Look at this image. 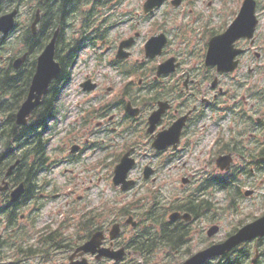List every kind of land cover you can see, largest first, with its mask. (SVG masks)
Listing matches in <instances>:
<instances>
[{"label": "flooded vegetation", "instance_id": "1", "mask_svg": "<svg viewBox=\"0 0 264 264\" xmlns=\"http://www.w3.org/2000/svg\"><path fill=\"white\" fill-rule=\"evenodd\" d=\"M89 1L90 6L87 7ZM89 1H69L67 4L69 6L80 5L81 13L79 15L72 13L71 15L75 19V25L79 21V26L73 27V23L68 24L67 18L60 17L58 21L59 34L67 36L73 31L70 36L71 40L80 42L81 45L85 41L91 52V57L94 58L93 67L96 69L102 66L106 67L103 59L104 54L100 57L97 56V50L105 46V52L112 56L107 61L109 63L107 65L118 73L117 79L121 80V77H124L125 80L123 82L121 80L122 83L116 82L113 87H104V84L93 75L95 69L92 73L84 75L79 81L76 86L77 92L81 94L80 100L82 98L85 100L79 102L78 106L90 104V108L85 107L80 110L79 115L82 117V125H87L89 128L82 134L76 131L78 127L73 129V142L63 144V150H66L68 156L62 160L58 157L50 158L49 172L53 171L56 166L58 168L76 164L81 161V157L86 151L100 147L99 141H91V138L98 132L103 135L116 133L123 139L127 134L133 135L136 142L126 149L122 146L118 158L130 152L128 154L134 165L131 172L138 169L140 158L149 159V162L140 167V179L143 186L147 184L160 185L166 170L181 169L177 183L182 190H185V193H182V196L168 198L170 208L177 203L178 208L181 209V211L174 212L189 215L187 220H176L169 223L173 227L179 228L174 233L180 238L179 241L175 246L172 245L166 249L155 248L150 252L152 261H142L141 255L137 251L126 249L129 247L126 244L132 238L137 239L146 235L144 230L146 224L137 220L135 214L131 215L135 220L134 226L127 225L125 219H115L112 224L117 223L120 226L121 235L126 234L127 231L129 234L126 239H119L111 243L108 239L111 228L108 209L105 212L104 210L100 212L99 208L90 210L88 222L80 225V233L88 240L94 233L103 232L105 236L101 248L109 246L114 249L125 248L127 254L125 253L123 261L126 264L128 260L133 261L130 258L132 256L133 259L139 256L140 260V262L135 261L132 264H182L196 253L227 240L241 227L252 223L256 217H259L256 216L249 222L246 220L251 217L240 220L228 235L215 241L221 229L218 224L219 220L214 222L218 226H215L214 223L203 225L204 215L208 212L198 209L193 213L188 212L187 199L190 200L196 196L193 191L199 184L205 182L210 187L212 181L215 183L228 179L226 189H219L216 185L208 192L234 190V196L229 197L228 195V197L231 201L230 205L235 204L243 197L255 193V189L244 188L242 190L241 179L246 178L249 182H254L256 173L264 172V46H260V44L264 45V38L260 39L261 32H264V0H251L256 2L255 16L257 19L253 39L243 38L240 25L234 28L232 35H236V38L230 44L233 63L231 66L228 65L225 58L227 52H225L223 36L232 22L238 19L246 0L202 1L204 6L202 5L200 12L197 13L193 9L194 0H164L161 5L154 7L152 13L145 14L142 11L144 20L153 18L155 11L164 6H171L174 11L171 10L174 18L172 20L173 35L172 30L166 29L169 23L166 15L163 21L155 22L153 29L150 30L149 38L162 35L165 39L161 53L155 58H147L145 54L144 45L149 38L142 44L143 58L142 56L141 58L136 57V46L142 37L136 24L128 34L114 41L112 45H108L112 31L121 24L124 16L121 18L120 15L116 22H110V18H116L115 8L112 9L113 12L107 14L104 6H100L101 0ZM136 8L139 9L140 6ZM179 10L184 15L177 14L176 11ZM185 16L186 20L183 24ZM178 20L180 23H177ZM239 21L237 22L239 23ZM246 21L250 22L253 27L254 24L250 19ZM66 41L69 40L61 38V42ZM173 41L175 55L168 54ZM56 45L55 60L60 66L61 75L66 71H71L77 66V63L74 64L73 61L74 65L68 66L66 70L64 63L61 64L57 55L62 60V57L67 54L68 44H66V48H63V45L60 46V42ZM210 51L213 52L212 55ZM26 56L28 57L27 52ZM251 57H254L253 62ZM27 63L26 60L19 65L18 70L23 69ZM10 68L16 70L13 61ZM4 69L6 66L0 63V70ZM142 69L147 71L143 72ZM87 90L91 91L87 92ZM101 103L103 104L100 106ZM60 113H58L59 118ZM75 121H79V119L75 118ZM90 124L94 125V130ZM125 125L128 127L123 128ZM74 146L77 147L76 150H73ZM155 158L159 159L158 164H156ZM221 159L223 161H220ZM191 160L193 163L189 164ZM193 165L197 166L192 168ZM187 169H190L192 173L185 175ZM65 171L69 172L70 170L65 169ZM186 178H188L187 181ZM3 179L4 175L0 176V183ZM36 180L35 183L33 181H30L29 184L24 182L23 206L31 207L39 202L43 206L47 204L46 200L51 201L61 197L59 193L55 196L47 194L46 190L53 183L47 178L44 179V176H40V173L36 176ZM78 181L79 178L76 179L74 188L88 191L92 188L88 184H93L95 181L100 183L102 176L96 177L93 174L89 182L81 180L79 183ZM134 181V186L126 192L127 194L137 188L138 180ZM18 185L19 183L13 187ZM36 198H40V200H35ZM84 199L88 198L81 194L76 197V200L79 201ZM142 200L146 201L144 198ZM151 201L150 205L153 208L147 213L156 212V206L160 202L157 194ZM144 221H148V219L144 217ZM27 222L30 224L29 221ZM70 222L71 216L63 218L59 223ZM66 224L61 227L65 233L68 228ZM59 225L56 222L44 226V233L39 236L38 241L41 243L47 240L55 247H62L50 255L68 253L66 263H60L68 264L70 255L78 246V241L74 242L69 237H65L61 239V245H58L57 242L60 240L61 234L55 231L59 229ZM150 225L148 223V227ZM69 228H73L72 232L77 233V219L69 224ZM211 231H215L213 236L210 234ZM194 235H200L199 242H201L200 247L195 251L192 250L195 245L191 244ZM159 251H163V255L155 258ZM231 255H242L245 257L244 260L250 261V264H264V236L246 240V243L230 252L229 255L209 258L203 264H227ZM84 257L88 259L89 264L92 262L109 264L108 258L96 259L95 255H76L74 260L77 261Z\"/></svg>", "mask_w": 264, "mask_h": 264}, {"label": "rangeland", "instance_id": "2", "mask_svg": "<svg viewBox=\"0 0 264 264\" xmlns=\"http://www.w3.org/2000/svg\"><path fill=\"white\" fill-rule=\"evenodd\" d=\"M14 1L16 2V0ZM144 1L145 0H109V2L105 3L104 5V9L107 14L113 12L112 9L115 8V13L117 14L115 16L116 18H110V22H116L120 15L121 18L122 16H124L121 24L117 25L118 27L112 31L108 45H112L114 41L118 40L121 37H124L136 24L138 30H140V32L142 33V37L138 41L135 50V55L137 58H141V56L143 58L142 44L146 39L149 38L151 33L150 30L153 29V24L155 22L163 21L165 19V15L169 22L166 29L172 30L173 35L172 20H174V18L171 14V6H164L163 8L155 11L153 18L151 17L149 19L144 20L142 18L144 16V14L142 13V4ZM194 1L195 4L193 6V9L194 12L197 13L200 12V9L202 8V1L207 0ZM217 2H219V0H217ZM88 3L89 4L86 5L87 7L90 6V1ZM29 6L30 1L28 2L27 0H24L23 3L18 6H15V4H13L7 9H5L6 11H8L12 8H18V31H20L21 28L27 24L28 18L32 14V11L29 9ZM138 6H140L139 9L136 8ZM34 10L35 8L33 9V13ZM172 12L174 11L172 10ZM176 13L184 15V13L180 10L176 11ZM185 20L186 16L182 21L183 24L185 23ZM177 23H180V20H178ZM73 27H76L75 23H73ZM70 31H72V28H70ZM17 32L11 38L16 36ZM261 33L262 35H260V39L264 38V32ZM72 34L73 31L70 32V34L68 35L71 36ZM10 39L9 41H7V44L5 45L4 49L0 50V56L3 57L5 61L11 56H18L22 51V46L20 44L13 45V41H11ZM260 46L264 45L260 44ZM102 54H104V58H102L104 59L105 64H109L107 61L110 60L112 56L105 52V46H102L101 49L97 50L98 57H100ZM168 54L175 55L174 41L170 46ZM84 58H87L86 52H84L80 56L79 60L77 61V66L72 69V79L63 90L65 93V97H62L60 101L62 102V104L63 102H66L65 106H67L68 109L66 110L67 112H64V115L66 116L65 118L63 116V112L61 113L60 122L55 127V131L60 133L58 135L56 134V137L50 142L52 158L58 157V159L62 160L65 156H68L66 150H63V144H69L70 142H73L72 139L74 136V128L78 127L76 128V131L80 134L84 133L89 128L87 125H82V117L78 115V111L81 109L77 110V105L75 104L76 102L81 101V94L80 92H77L78 89L76 88L77 84L84 77V75L92 73L96 69V67H93V58H90L87 61H84ZM251 58L253 62L254 57ZM142 71L146 72L147 70L142 69ZM93 75L95 76V78H98L101 83L104 84V87H113L116 82L119 83L121 82V80L122 82L125 80L124 77H121V80L117 79L116 75L109 71L108 67L104 66L96 69ZM131 88L133 89L134 85L131 86ZM75 92L77 93L74 94ZM62 104L60 103V109H63ZM72 106V110H69ZM89 106L90 104H86L85 107ZM75 118H78L79 121H75ZM73 124L74 126L71 127ZM113 126L114 124L112 125V127ZM90 127L92 128V130H94V125L90 124ZM127 127L128 126L125 125L123 128ZM87 135L89 136V134ZM91 141H99L98 144L100 147L86 151L85 154L81 157V161H79L78 163L61 166L58 168L56 166L54 167L53 171L47 173L44 176L45 178H47V180L53 183V185L46 190L47 194L50 193L55 196V194L59 193L61 194V197L51 201L49 199L46 200L47 204L41 210L33 212L31 214V218H28L26 220L22 217V219H20L21 221L16 222L19 228L22 229L21 239H23L21 240V242L18 240V244L21 245L23 248L31 246V249L35 251V254H33L32 256H37L28 258L26 260H22V257L14 255H9L5 258L3 257V255L9 250L7 251V249H3V252L0 253V264H9L10 262H15L17 260H21L17 264H60L61 262L66 263L68 253H56L55 255H50V253H52L51 251H44L45 247L40 246L38 244V232L40 229L44 228V226L49 224L51 225V223L56 222L58 224L63 220V218L66 217V215L67 218L71 216L70 223H72L73 220L78 218L75 212H85L88 209H94L97 207L100 209V212H102L103 210L105 212L106 209H113L116 212L117 209L126 207V210L131 211L133 212V214L136 215L137 220L143 221L144 215L149 210L150 204L152 203L151 199L156 195L154 191H156L157 197L160 200H165L169 197H176L180 195L182 196V193H185V190H182L179 184L177 183V178H179L180 176L181 169H178L176 171L166 170L163 173L164 176L161 180L160 185L152 186L150 184H147L143 186V183L140 179V167L145 163L149 162V159L142 158H140L139 160L138 169L136 171H133L131 174L132 178L138 180L137 188L128 194L120 192L117 188L113 187L111 182L113 169L118 160V156L120 154L122 146H124V149H126L132 143L136 142L134 140V136L127 134L126 138L123 139L121 137H118L116 133H113L111 135H103L98 132L97 135L91 138ZM156 162V164H158L159 159H156ZM191 163H193L192 160L189 162V164ZM196 166L197 165H193L191 167L195 168ZM65 169H68L70 171H65ZM191 173L192 172L190 169L185 170V175H189ZM93 174L96 177L102 176V181L100 183H97V181H95L93 184H88L89 186H92V188L88 191H86L85 189H82L81 191L79 188L76 190L74 188V184L77 178H79V183L81 180L89 182V179ZM240 183V186H242V190L244 188L255 189L254 195H251L250 197H244V199H241L239 202L233 205H230L229 197L227 198L226 196V198H224L225 193L217 192V190L208 192V196L205 198L210 201L213 207L210 210L212 212L207 211L208 213H205L203 225H212L217 220H219L220 222H217L218 224H220L221 229L220 232H218V236L215 238V241H218L219 239L228 235L229 231H231L240 220H246L248 219V217H251L246 220L249 222L252 218L260 216L261 213H263L264 211V172L262 174L256 173L254 177V182H249L248 180H246V178H242ZM233 193L234 191H231V194ZM80 194L83 195L85 198L87 197L88 199H84L82 201L76 200V197H78ZM142 198L146 199V201H143ZM35 207V205L31 206V208L33 209ZM18 213L23 214V216H25L24 214L28 213V209L20 208ZM120 216L121 215H116L112 219V221ZM27 221H29L30 224H27ZM70 223H67L66 225L69 226ZM6 229L7 226L3 227L2 225H0V235L5 236ZM72 229L73 228H69V230L67 231V233H71L67 237H69V239L75 242L77 241L78 236H80L81 234L79 233V230H77V233L75 234V232H72ZM128 234V231L126 232V234H123L122 239H126L128 237ZM199 240L200 235H194L192 237L191 244L195 245V248H192L193 251H195V249L197 250V248L200 247L201 242H199ZM18 254L23 255L22 253Z\"/></svg>", "mask_w": 264, "mask_h": 264}, {"label": "trees", "instance_id": "3", "mask_svg": "<svg viewBox=\"0 0 264 264\" xmlns=\"http://www.w3.org/2000/svg\"><path fill=\"white\" fill-rule=\"evenodd\" d=\"M24 0H0V15L5 12V9L15 4L18 6L23 3ZM30 1L29 9L33 12L34 8H40L42 10V18L35 35L31 34L29 28V22L32 20L30 15L28 23L21 28H18V22L15 25V30L18 31L16 39L22 45L24 51L29 53L28 63L20 71H16L14 76H11V68L8 64L6 69L1 70L0 73V114L4 115L3 120L0 118V147L3 149L0 153V173L13 162L16 158L21 160L18 168L15 170L13 177L11 178V184H18L19 182H25L29 184L30 181L35 183L36 176L45 167V161L48 159L47 155V139L45 134L49 130L50 120L56 117L57 109L55 106L57 100L58 85L65 83L69 79V72L61 74L58 82L52 85L48 95L43 99L42 105L37 108L28 126H16L15 125V113L19 108L21 102L26 96V92L34 72V64L36 56L41 52L43 47L50 40L53 31L59 25V18H68L71 13V7H66V1L64 0H27ZM86 30V28H84ZM9 37L0 38V49H4ZM67 43L60 42V46L66 48ZM81 45L79 43H71L67 45V54L61 58L57 55L59 61L67 70L68 66L73 64L78 50ZM47 158V159H46ZM227 181H229L227 179ZM227 181L219 182L220 186L225 188ZM204 191V187L199 186L196 190L197 194ZM188 200V199H187ZM198 202L195 200H188V211L193 210V207H198L203 204V209L211 208V204L208 200ZM2 206L0 208V217L5 215V221H0L3 227L7 226L5 236H0L1 247H14L10 248L15 253L22 252V248L18 244V240L21 242L22 229L17 225L18 212L20 203L12 204V206ZM166 207L164 204H159L157 208ZM153 206L149 207L152 210ZM123 210V211H122ZM122 213H128L126 207L121 209ZM113 213V210L110 211ZM148 220L151 221L152 227H146V235L138 238V240H132L135 244L130 245L129 249L137 251L141 258H147L150 256V252L155 248L166 249L172 245H176L179 241V237L174 233L179 230L170 225L163 216L166 212L161 213H145ZM86 221V219H85ZM16 224V226H15ZM41 236V235H40ZM16 239V240H15Z\"/></svg>", "mask_w": 264, "mask_h": 264}, {"label": "water", "instance_id": "4", "mask_svg": "<svg viewBox=\"0 0 264 264\" xmlns=\"http://www.w3.org/2000/svg\"><path fill=\"white\" fill-rule=\"evenodd\" d=\"M164 0H147L144 4V10L145 12H150L153 10L154 7L159 6L162 4ZM242 14L238 20H240V29H244L248 22L247 19H252V10L250 7L249 2L245 4L242 10ZM17 14V10H13L10 13L4 14L0 16V33L3 35H7L14 27L15 23V16ZM39 20V11L37 10L35 19L32 22L31 28L32 31L35 32L36 24ZM237 20V21H238ZM232 31H228L224 36V47H225V58L227 60L228 65L232 64V58L230 55V49H231V42L236 38V35H232ZM58 30L55 31L51 41L48 43V45L45 47L43 52L39 55L37 59V65H36V71L35 74L32 77L31 84L28 89L27 97L25 101L20 106L18 112L16 113V124L18 125H25L28 122V119L31 116V113L33 110L40 105L41 99L44 95H46L49 85L51 82L59 76L60 73V67L58 63L54 60V54H55V41L57 38ZM241 34L246 35L245 31ZM250 35V34H249ZM247 35V36H249ZM165 44V39L163 36H159L157 38H151L146 46V55L148 57H155L158 55L161 51V48ZM211 55L213 52L211 51ZM26 54L23 55L21 58L17 59L15 61V67L17 68L24 60H25ZM74 148L73 150H75ZM18 164V161H16L13 165H11L6 173V176H9L12 172V170L16 167ZM133 167V161L129 158L128 154L124 155L120 161V163L115 167L114 170V177H113V183L115 186L120 185L121 191H126L132 184V181H127V175L129 170ZM146 176V174H145ZM5 184L4 187L0 186V191H4L7 189V183L3 182ZM23 192V185L21 184L18 188L13 190L11 192V200L16 201L20 197V195ZM170 220H177V219H185L187 220L189 218V215L184 214L181 215L179 213H173L170 217ZM119 233L118 227L114 226L112 228V231L110 232V239L113 240ZM264 234V219H260L259 221L253 223L250 226H246L243 228L239 234L229 238L227 242H225L222 245H218V247H213L208 249L205 252H201L196 254L193 258L186 261L184 264H199L202 261L207 259V256H215L218 254H224L227 251L230 250V248L236 246V244L241 243V241L250 239L253 236ZM103 239L102 233H96L91 240L86 242L83 246H81L78 250L83 253H96L98 251L99 256H106L111 259H114L116 261L121 260L124 250H118L113 251L110 249H99V246L101 244V240ZM75 264H86L85 261L78 262Z\"/></svg>", "mask_w": 264, "mask_h": 264}]
</instances>
